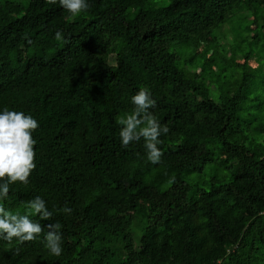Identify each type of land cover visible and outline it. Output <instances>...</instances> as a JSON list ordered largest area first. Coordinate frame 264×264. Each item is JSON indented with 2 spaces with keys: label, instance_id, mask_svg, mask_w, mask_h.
<instances>
[{
  "label": "trees",
  "instance_id": "trees-1",
  "mask_svg": "<svg viewBox=\"0 0 264 264\" xmlns=\"http://www.w3.org/2000/svg\"><path fill=\"white\" fill-rule=\"evenodd\" d=\"M87 3L0 0V111L39 124L29 183L0 203L40 196L53 216L30 218L63 248L0 240V264H264V0ZM141 88L170 129L158 164L120 142Z\"/></svg>",
  "mask_w": 264,
  "mask_h": 264
},
{
  "label": "clouds",
  "instance_id": "clouds-1",
  "mask_svg": "<svg viewBox=\"0 0 264 264\" xmlns=\"http://www.w3.org/2000/svg\"><path fill=\"white\" fill-rule=\"evenodd\" d=\"M49 4H59L63 9L76 17L88 10L87 0H46ZM60 31L55 33L57 41L62 40ZM31 43V41H28ZM134 106L130 114L120 118L119 137L121 146L127 148L133 142L143 140L146 158L152 164L161 162L162 151L158 148L159 137L168 134L170 129L152 114L150 109L156 107V101L151 97L147 88H141L131 97ZM39 127L38 122L23 112L10 111L5 108L0 111V201L7 199L10 185L17 183L27 185L32 171L36 168V140L32 133ZM174 178L169 180L173 183ZM60 212L71 214L70 207L59 209ZM38 216L39 220H50L53 213L46 207V202L36 196L27 202L25 214H13L0 203V240L5 241V249L15 248L16 254L26 242L38 239L42 233V243L53 256L62 254L61 224L58 222L42 226L39 220L30 217ZM15 241V244L13 243Z\"/></svg>",
  "mask_w": 264,
  "mask_h": 264
},
{
  "label": "rangeland",
  "instance_id": "rangeland-1",
  "mask_svg": "<svg viewBox=\"0 0 264 264\" xmlns=\"http://www.w3.org/2000/svg\"><path fill=\"white\" fill-rule=\"evenodd\" d=\"M195 46H197L195 49H196L197 52H199V56L201 58L204 57V55H206L207 58H209L210 61H211V59H214V55H213L211 49L210 48H205V46L202 44L201 41L196 42ZM248 64L250 66H252V65L254 66L255 65L253 61H249Z\"/></svg>",
  "mask_w": 264,
  "mask_h": 264
}]
</instances>
